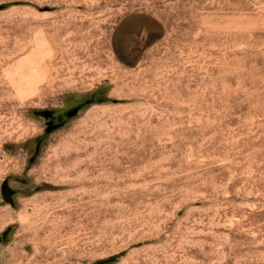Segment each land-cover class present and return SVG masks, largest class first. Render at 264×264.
<instances>
[{
  "label": "rangeland",
  "instance_id": "374dc122",
  "mask_svg": "<svg viewBox=\"0 0 264 264\" xmlns=\"http://www.w3.org/2000/svg\"><path fill=\"white\" fill-rule=\"evenodd\" d=\"M0 264H264V0H0Z\"/></svg>",
  "mask_w": 264,
  "mask_h": 264
},
{
  "label": "water",
  "instance_id": "95a60500",
  "mask_svg": "<svg viewBox=\"0 0 264 264\" xmlns=\"http://www.w3.org/2000/svg\"><path fill=\"white\" fill-rule=\"evenodd\" d=\"M39 113L41 115H43L44 117H46V118L51 116V112L49 110L41 111ZM70 115L71 114H69V116ZM10 191H11V189L4 183V185H2L1 193H2V196L5 199V201L11 204L12 203V199H11V196H10Z\"/></svg>",
  "mask_w": 264,
  "mask_h": 264
},
{
  "label": "flooded vegetation",
  "instance_id": "af4514ba",
  "mask_svg": "<svg viewBox=\"0 0 264 264\" xmlns=\"http://www.w3.org/2000/svg\"><path fill=\"white\" fill-rule=\"evenodd\" d=\"M76 111V108L75 109H73V111H70L69 113H67V115L69 116V114H71L72 115V113H74ZM51 116H49L47 119H48V121H47V123H48V126L49 127H52V126H54L53 124H51V122H50V120H49V118H50ZM11 192L12 191H10V196H11Z\"/></svg>",
  "mask_w": 264,
  "mask_h": 264
}]
</instances>
